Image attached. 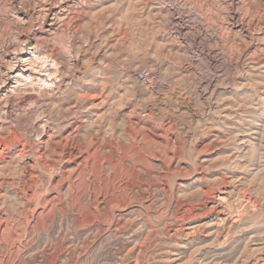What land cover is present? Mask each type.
I'll list each match as a JSON object with an SVG mask.
<instances>
[{
    "label": "rangeland",
    "instance_id": "374dc122",
    "mask_svg": "<svg viewBox=\"0 0 264 264\" xmlns=\"http://www.w3.org/2000/svg\"><path fill=\"white\" fill-rule=\"evenodd\" d=\"M0 222V264H264V0H0Z\"/></svg>",
    "mask_w": 264,
    "mask_h": 264
},
{
    "label": "bare ground",
    "instance_id": "6f19581e",
    "mask_svg": "<svg viewBox=\"0 0 264 264\" xmlns=\"http://www.w3.org/2000/svg\"><path fill=\"white\" fill-rule=\"evenodd\" d=\"M63 15H64V14H63ZM66 58H67V57H66ZM39 70H40V69H39ZM47 70H48V69H47ZM54 70H55V69H54ZM43 71H44V69H43ZM46 73H47V72H46ZM54 74H56V73H54ZM54 74H53V75H54ZM56 76H57V74H56ZM56 76H55V78H56ZM49 77H50V76H49ZM49 77H48V78H49ZM49 79H50V78H49ZM56 79H57V78H56ZM56 79H55V80H56ZM42 81H43V80H42ZM45 81H46V80H45ZM56 81H57V80H56ZM52 83H53V82H52ZM28 84H30V82H29ZM45 84H46V83H45ZM51 85H52V84H51ZM26 86H27V85H26ZM34 87H35V86H34ZM46 87H47V86H46ZM14 88H15V87H14ZM50 88H51V87H50ZM56 88H57V87H56ZM102 92H103V91H102ZM101 94H102V93H101ZM48 96H49V95H48ZM86 96H87V95H86ZM89 97H91V96H89ZM91 98H92V97H91ZM76 102H77V101H76ZM12 127H13V126H12ZM12 127H11V130H12ZM43 129H44V128H43ZM41 132H42V131H41ZM48 132H49V131H48ZM45 133H46V132H45ZM43 135H44V137L46 136L45 134H43ZM6 136H7V135H6ZM46 137H47V136H46ZM40 139H41V138H40ZM40 139H39V140H40ZM3 142H4V141H3ZM23 142H24V143H27V142H25L24 140H23ZM24 143H22V145H23ZM38 143H39V142H38ZM41 144L43 145L44 143L42 142ZM25 145H26V144H25ZM26 146H27V145H26ZM33 146H34V145H33ZM6 147H7V146H6ZM6 147H5V148H6ZM42 147H43V146H42ZM21 149H22V148H21ZM23 149H24V148H23ZM23 149H22V150H23ZM27 150H29V149H27ZM25 151H26V150H25ZM38 151H40V150H38ZM22 152H23V151H22ZM22 152H20L19 157L22 156ZM43 153H44V152H43ZM39 156H40V155H39ZM1 158H2V157H1ZM41 158H42V157H41ZM7 159H8V158H7V155H6L5 157L2 158V161H6ZM63 164H64V163H63ZM26 168H27V167H26ZM58 171H59V170H58ZM26 175H27V174H26ZM58 179H59V178H58ZM56 185H57V184H56ZM59 186H60V185H59ZM1 188H2V187H1ZM41 199H42V198H41ZM45 199H46V198H45ZM47 199H48V198H47ZM43 201H45V200H43ZM38 202H39V201H38ZM48 202H49V201H46V203H48ZM36 203H37V202H36ZM44 203H45V202H44ZM206 203H207V202H206ZM40 205H41V204H40ZM36 206H37V205H36ZM41 206H42V205H41ZM33 207H34V206H33ZM47 207H48V206H47ZM214 207H215V206H214ZM220 207H221V206H220ZM43 209H44V207H43ZM39 210H40V209H39ZM43 211H44V210H43ZM208 211H209V210H208ZM210 211H211V210H210ZM210 211H209V212H210ZM46 212H47V211H46ZM46 212H45V213H46ZM42 213H43V212H42ZM210 213H211V212H210ZM220 213H221V212H220ZM32 214H33V213H32ZM223 215H224V214H223ZM36 216H37V215H36ZM39 216H40V215H39ZM45 216H46V215H45ZM28 217H29V216H28ZM46 217H47V216H46ZM30 218H31V217H30ZM35 218H36V217H35ZM90 218H91V217H90ZM36 219H37V218H36ZM46 220H47V219H46ZM219 220H220V219H219ZM36 221L38 222V220H36ZM2 224H3V223L0 222V230H1ZM38 224H39V222H38ZM219 224H220V222H219ZM221 224H223V223H221ZM76 225H77V224H76ZM220 226H221V225H220ZM28 227H29V226H28ZM168 228H169V227H168ZM181 228H182V227H181ZM25 231H26V230H25ZM0 234H1V233H0ZM31 236H32V235H31ZM26 239H27V238H26ZM21 243H23V241H21ZM18 244H19V243H18ZM21 245H22V244H21ZM22 247H23V246H22ZM23 248H24V247H23ZM150 248H151V247H150ZM45 255H47V254H44V256H45ZM48 255H49V254H48ZM56 257H57V256H56ZM54 258H55V257H54ZM54 258H53V259H54ZM31 259H32V258H31ZM42 259H43V258H42ZM42 259H41V260H42ZM50 259H51V258H50ZM43 260H44V259H43ZM164 260H165V259H164ZM27 261H28V260H27ZM35 263L37 264V262H35ZM20 264H23V262H20Z\"/></svg>",
    "mask_w": 264,
    "mask_h": 264
}]
</instances>
